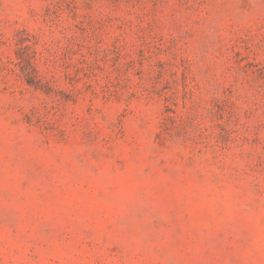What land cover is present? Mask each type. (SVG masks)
<instances>
[{"label":"rangeland","instance_id":"374dc122","mask_svg":"<svg viewBox=\"0 0 264 264\" xmlns=\"http://www.w3.org/2000/svg\"><path fill=\"white\" fill-rule=\"evenodd\" d=\"M0 264H264V0H0Z\"/></svg>","mask_w":264,"mask_h":264}]
</instances>
